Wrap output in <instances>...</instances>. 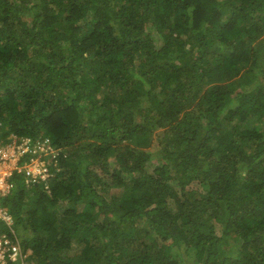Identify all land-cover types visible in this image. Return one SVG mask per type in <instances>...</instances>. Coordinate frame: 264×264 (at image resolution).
<instances>
[{"label": "trees", "instance_id": "1", "mask_svg": "<svg viewBox=\"0 0 264 264\" xmlns=\"http://www.w3.org/2000/svg\"><path fill=\"white\" fill-rule=\"evenodd\" d=\"M12 135L59 154L5 264H264V0H0Z\"/></svg>", "mask_w": 264, "mask_h": 264}, {"label": "built area", "instance_id": "2", "mask_svg": "<svg viewBox=\"0 0 264 264\" xmlns=\"http://www.w3.org/2000/svg\"><path fill=\"white\" fill-rule=\"evenodd\" d=\"M11 141L0 145V224H5L8 231L0 225V264L6 263L7 255L12 260L22 257L19 232L13 215L3 204L1 198L15 187V175L24 178L26 186H33L39 181H47L52 176L51 165L59 151L49 139L40 140L32 137L12 135Z\"/></svg>", "mask_w": 264, "mask_h": 264}, {"label": "clouds", "instance_id": "3", "mask_svg": "<svg viewBox=\"0 0 264 264\" xmlns=\"http://www.w3.org/2000/svg\"><path fill=\"white\" fill-rule=\"evenodd\" d=\"M16 136V135H15ZM23 137H27V136H23ZM34 139H40V140H45V139H49L50 142H51V139L49 137H44V138H41V137H38V138H34ZM52 144V142H51ZM53 145V144H52ZM11 213V212H10ZM14 217V216H13ZM14 221H15V218H14ZM15 226H16V221H15ZM17 228V227H16ZM18 230V229H17ZM19 232V235H20V231L18 230Z\"/></svg>", "mask_w": 264, "mask_h": 264}]
</instances>
